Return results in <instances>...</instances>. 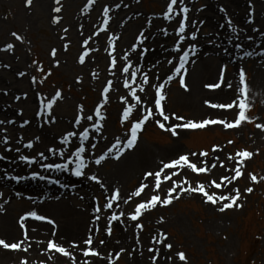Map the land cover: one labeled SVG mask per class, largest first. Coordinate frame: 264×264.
I'll use <instances>...</instances> for the list:
<instances>
[{
  "label": "bare ground",
  "instance_id": "bare-ground-1",
  "mask_svg": "<svg viewBox=\"0 0 264 264\" xmlns=\"http://www.w3.org/2000/svg\"><path fill=\"white\" fill-rule=\"evenodd\" d=\"M83 0H62L63 9L66 6V11L59 13L62 17L61 22L56 24L50 21L53 18L54 0H34L33 8H21L20 16L22 20L26 22V26L30 25H47L48 28L55 31V34H60L65 27L69 29L68 41H71V49L74 55L68 56L63 54L62 41L56 37L53 39V47L58 50V60L66 71H70L72 74L78 75L83 79L84 86H93L96 88V94L98 95V87L102 82L106 81V78L113 80V93L111 94L110 103L114 106L115 110L108 114V122L106 123V132L104 135L108 137V140L100 139V143L97 145L96 152H103L110 146V142L114 141L115 136L122 135L123 129L118 126V118L120 117L121 109L124 107L119 101L118 97L127 92L122 87L123 77L119 70L117 75L112 76L108 69L110 57L108 56L105 48L108 47L110 41L108 37L110 35L120 36L121 39L117 41V58L120 63H124L121 60L122 54H127L132 44L136 43L137 36L140 31L148 28L147 35H150L149 41L146 45H150L155 51H150L143 61V71L151 70L152 73H157L161 77V82L167 78L173 72L174 64L169 65L168 60L176 57L178 54L174 51V45L178 42V38L175 35V28L170 25L167 20L163 18V12L158 14V18L161 22H156L155 18L147 16L137 17L136 6L133 0H97L95 4H92L91 9L88 5L91 0H84L83 7L80 3ZM165 0H154L158 4H163ZM203 4L201 8L194 0H184V3L191 9L189 32H192V23H196L200 28L198 32V40L196 42L185 41V44L197 43L199 51L195 57V63H189V75L187 82L190 85L191 91L185 92L180 86L177 89H170L174 86V82L167 86L166 91L169 94V100L167 102V109L169 111L179 110L185 113H191L197 118L200 117H219L230 116L236 112L235 109L230 112L227 110H213L207 107L206 100L212 102H229L236 94V86L238 82V67H245L250 74V99L252 105L264 104V57L260 55H254L247 57L244 60H240L241 50L236 48V44H243L246 50L253 51L254 53L264 52V0H220L219 3L213 0H200ZM112 6L110 15L112 17V23L109 33H101V36L96 37L94 32L102 26V22L105 17L102 14L103 5ZM119 4V9H116V5ZM219 4L226 8V12L223 14L218 11ZM86 8H84V6ZM62 9V11H63ZM56 16V15H55ZM131 18V19H129ZM231 18L240 33V39H232V43L229 44L228 40L233 37L231 27L227 25V19ZM151 20V27H148V22ZM179 20V17L176 18ZM175 24V21L173 22ZM83 25V34H81L80 26ZM224 25V27H221ZM163 28H167L169 35L165 36L162 32ZM260 29V32L255 31ZM92 35V40L89 43L90 49L99 48V51H93L91 59L86 62L85 65H80L75 60V51L82 48V42ZM251 37V39H248ZM8 42L16 44L14 52L4 53L0 51V63H7L11 65V69L0 70V119L6 121L15 120V124H7L6 126H0V135H2V129L7 127V135L10 137V145H4L0 142V154L8 157L7 160L0 161V192H3V198H0V204H5L6 212L0 213V238H6L9 241L22 239V230L17 224L18 218L29 210H35L39 213L54 217L58 224V230L56 237L52 236L53 226L48 225L42 221H31L29 236L33 241L30 252L25 254L23 252L16 253L0 248V264H19L20 258L28 256L30 264H39L40 261L46 259L44 256H40L37 249L43 250L49 239H57L58 242L64 243L65 246L72 241L80 242V247L84 248L85 245L82 241L86 238V235L91 229L94 235V247L98 244L100 239L106 240V244L100 247L102 255L107 257L109 254L115 256L121 249H126L122 256L128 257L129 252L133 246H136V252H133L126 264H151L149 256L144 251L141 244L130 245L135 242L136 236V222L128 219V210L132 208L134 203H137L138 199L133 198L128 204L123 203V199L119 204H114L113 210L103 209L104 199L107 195L112 194V189L119 187L122 190V197L125 193L130 194L135 190L142 180V175L146 170L156 169L161 159H167L173 157L182 147V140L184 136L188 135L186 131L182 132L181 138L173 137V144L164 150H160L149 145H138L136 150L126 153V156L122 158L121 162L109 161L105 165L96 168L93 167L92 171H97L99 176L106 181L109 185L108 193H104V190L95 182L85 179H75L68 173L57 172H45L39 165H33L31 167L24 165L19 159V153L13 150L12 152H6V147L11 146L13 149L16 147L21 148L23 154L34 156L38 160L40 159L38 153L45 151L46 155H50L47 149L50 146H56L59 142L60 135L66 130L72 128L70 114L72 111L77 110L73 103L66 99L60 103L56 109L58 122L55 125L41 127L43 121L36 117V98L34 96L33 87L30 84V69L26 66L24 45L22 42H16L14 37L8 34L6 38ZM134 40V42L130 43ZM184 47V45H182ZM228 48L229 52L225 53L224 48ZM1 48V47H0ZM78 50V52H79ZM135 53H132L130 59L135 65ZM223 64L228 65V71L225 76V84L232 83L233 88L228 89L224 87L221 90H210L204 87L207 83H214L217 81L221 66ZM95 70L98 73V77L94 78L91 75V70ZM18 70H27L29 76L20 78L17 75ZM139 83V79H137ZM7 91L8 95L3 93ZM27 92L29 99L22 101L19 105L12 103V97L19 95L20 92ZM96 95L97 103L100 101V95ZM144 96V94H141ZM151 92L147 95L149 100V106H151ZM23 107L24 116L18 115L19 109ZM35 111V112H34ZM34 113V115H33ZM91 112L87 111L86 114ZM159 118V117H157ZM25 120H31V124L25 128L19 129L18 124L23 123ZM174 123L176 121H173ZM239 130L243 134L242 128ZM264 134L259 129L253 132V135L259 136ZM40 137V141H36V137ZM20 137L30 139L36 146L34 149H24L23 143L20 142ZM123 138V137H122ZM219 155L221 160L226 165H232V161H227L224 156V152H217L210 154L207 160L211 164L213 157ZM196 160H200V156L195 157ZM50 156L49 161H41L42 163H48L52 161ZM59 159V158H55ZM63 162V161H59ZM247 162V161H246ZM5 171L9 174H23L31 175L33 171H41L43 175L49 177V179H57L60 184L67 185L68 187L62 188L60 184H51L48 181H22L16 183L5 178ZM143 171V173H142ZM169 171V170H168ZM172 171V170H171ZM188 169L181 172L180 176L174 177L175 180L179 177H185ZM227 173L225 169L219 166L211 171V175L215 176L220 173ZM138 182V185L132 186ZM238 185V181L236 182ZM168 183L162 185L161 195L164 193ZM221 191L216 189H210V191ZM19 191L21 196H16L15 193ZM224 191H227L225 189ZM150 190H146L145 196H149ZM32 197L31 200L27 197ZM83 196L84 199H80ZM99 197L100 204L102 206L101 221H99L100 231L95 232L96 224L93 223L94 215L93 208L96 203V198ZM202 196L197 194L188 195L185 194L181 198H194L201 200ZM10 201V203H5ZM43 201V203H41ZM204 202V199H203ZM205 207L210 213L219 212L217 207L211 204L204 203ZM160 207V206H157ZM115 211L117 214L121 211L125 213L124 223L120 224L116 222L114 224L116 234L113 237H108L106 234V217L109 212ZM160 217L153 219L152 224L156 230H152L150 233L151 238L158 235L160 232L158 229H163L164 223L170 224L176 223L181 228L186 227L185 219L182 217H175L173 219L167 218L164 223H160ZM31 225H38V231L32 232ZM158 228V229H157ZM139 233V232H138ZM139 233L141 241H147V235ZM36 240H43L46 243L44 245L36 244ZM134 240V241H133ZM144 242V243H145ZM161 250V259L157 264H174L175 262L166 261L163 258V253L167 250L162 245H158ZM79 261L82 259H88L82 257L79 250H74ZM54 264H70V261L65 257H59L54 260ZM92 264H110L109 261L92 258Z\"/></svg>",
  "mask_w": 264,
  "mask_h": 264
},
{
  "label": "snow or ice",
  "instance_id": "snow-or-ice-1",
  "mask_svg": "<svg viewBox=\"0 0 264 264\" xmlns=\"http://www.w3.org/2000/svg\"><path fill=\"white\" fill-rule=\"evenodd\" d=\"M97 0H91L88 7L91 9L92 4H95ZM140 0H137L139 3ZM26 6L31 8L33 6L34 0H25ZM56 7L53 8V11L57 14L62 12L63 5L62 0H55ZM117 9L120 5L117 4ZM225 11L226 9H221ZM190 12L191 9L184 3V0H168L166 9L163 13V18L168 21L170 25H173L175 28V35L178 38V42L174 45V51L178 55L168 60L169 65L175 64L176 67L173 69L171 75H168L166 79L161 82V77L157 73H152L151 70L143 71V61L144 58L148 55L150 51H155L151 48L150 45H146V42L151 38L150 35H147L148 28L140 31L136 40L137 42L131 46L130 51L127 54H122L121 60L124 63L118 61L116 52H117V41L121 39L120 36L110 35L108 37L110 43L108 47L105 48L108 56L110 57L109 61V72L112 76L117 75V70L120 71L123 77L122 87L127 89V92L119 96L118 99L124 107L121 109L119 124L121 128L124 129L122 135H117L114 138V141L110 142V146L107 147L106 151H103L102 154L97 155V145L100 143V139L108 140V137L104 135L106 132V122L108 120L106 106L110 103L111 94L113 93V80H107L105 86L101 91V100L98 102L95 109L86 114V109L83 104L78 105L77 115L74 119V123L71 129L66 130L60 135L59 142L56 146H50L47 149V152L50 155H46L45 151H40L38 153L39 160L34 156H29L23 154L21 148L16 147L13 149L11 146L6 147V152H15L19 153L18 159L29 167L33 165H39V167L45 172H57V173H70L72 176H75L79 179H87L89 181L95 182L99 185L104 193H108L109 185L104 179H102L97 171H92L93 167L99 168L105 165L107 161L121 162L122 158L126 156V153H130L132 150H136L142 139V133L146 131V125L149 124V121H152L156 126L162 129L164 132L171 133L173 137L181 138V134L187 130H206L210 126L222 125L223 128L239 129L245 124H255V127L261 132H264V122L257 123V120L261 118L259 116L253 117L250 115L252 111V101L250 99V77L248 75L247 69L245 67H238V82L236 86V94L229 102H212L206 100L205 104L207 107L213 110H227L231 111L236 110L234 118L229 121L226 118H205V119H186L184 116L179 115L175 112L169 111L167 109V102L169 100V94L166 91L168 85L172 81L176 80L179 86L185 91L190 92L191 88L187 82L189 75V63H195V60L192 57H195L199 51L197 43L185 44V41L196 42L198 40V32L200 28L196 23H192L191 27L192 32H189V22H190ZM102 14L105 19L102 22V26L99 27L97 31L94 32L96 37L101 36V33H109L110 26L112 23V17L110 15V8L104 6L102 8ZM179 17V20L176 18ZM61 16H55L53 22L59 24L61 22ZM131 19V18H129ZM175 21V24L173 22ZM227 25L231 27L233 37H230L228 43H232V39H240V33L237 29V26L234 24L231 18L227 19ZM151 20L148 22V27H151ZM224 27V25H221ZM81 34H83V25L80 26ZM65 33L69 31L67 27L63 29ZM255 31L260 32V29H255ZM162 32L165 36L169 35L167 28H163ZM11 36L15 38L16 41L23 42L24 37L17 32H11ZM61 39H66V37H61ZM248 39H251L249 37ZM92 40V35H89L87 39L82 42V52L78 57V62L81 65H84L86 61L91 59L93 51L98 52L99 48L90 49L89 43ZM184 45V47H182ZM236 48L241 50L240 60H244L247 57H252L254 55H260L264 57V52L254 53L245 49L243 44H236ZM16 49V44L9 42L5 47L0 48V51L4 53L14 52ZM69 49V44L63 45V50L67 52ZM225 53L229 52V49L226 47L223 49ZM58 50L53 48L50 52L52 59L54 60L53 67L59 68L60 61L56 59ZM132 53H135V65L133 64L130 57ZM29 69H34L35 72L43 74L40 78L36 74H32L29 77L30 84L34 90V96L36 98V117L41 119L43 123L41 127L55 125L58 122V117L56 114V109L59 107L66 97L63 94L61 89L51 95L43 93L37 87L38 85H44L45 82L53 75V71L49 68L45 70L43 64L38 60H33L28 64ZM0 69H11V65L7 63H0ZM228 71V65L223 64L220 69L218 79L214 83H207L204 85L205 88L216 91L221 90L224 87L228 89L233 88L232 83L225 84V76ZM17 75L20 78L29 76L27 70H18ZM91 75L94 78L98 77V73L92 72ZM139 79V83H137ZM82 78H77V83H81ZM151 92V106H149V100L146 98L147 95ZM5 96L8 95L7 91L3 93ZM141 94H144L142 96ZM29 99L28 93L25 92L23 95H16L15 100L17 102ZM18 115L24 116V109L21 107L19 109ZM159 117V118H157ZM173 121H176L175 123ZM15 120L6 121L0 119V126H6L7 124H15ZM31 124V120H25L20 127L25 128ZM8 131L7 127L2 129V135H0V142L4 145H10V137L6 134ZM123 137V138H122ZM37 142L40 141V137L35 138ZM20 142L23 143V137H20ZM235 141L229 140L228 144H234ZM35 144L33 142L24 143L23 147L25 149H34ZM212 153L224 152V148L216 145L211 149ZM259 153L249 151L247 149L237 150L234 154H226L225 159L227 161H233L232 165H226L219 155L213 157L211 164L207 159H203L198 162H193L190 159V156H201L207 158L210 153L208 151H202L199 153L191 154H179L176 157L170 158L167 161L161 159L156 169L146 170L142 175V180L139 186L131 191L130 194L125 193L122 197V190L119 187L112 189V194L105 197L106 203L103 205V209L113 210L114 204H119L123 199L124 204H128L132 201L133 198L138 199L135 204L132 212L127 217L133 222L136 223L135 227L140 231H143L145 228L142 218L146 214L155 210L157 206L160 207H169L174 204L175 201H178L185 194L195 195L199 194L204 199V203L211 204L214 207H217V210L220 213H225L233 209H243L244 208V199H246L245 193L251 195L254 191L253 187H247L244 192L241 191V188L236 184L242 177H245L247 164L246 161H250L255 155ZM50 156L52 159L51 162L42 163L41 161H49ZM55 158H59L58 160ZM8 157L0 154V161L7 160ZM63 161V162H59ZM225 169L230 175H220L217 178L211 179L207 183L198 182L195 186L189 181L186 177L181 180H175L174 177L180 176L181 172L185 169L191 170V172L200 175V174H210L212 170H215L217 167ZM172 170V171H168ZM5 178L14 181L16 183H21L22 181H48L51 184H60V181L57 179H49L48 176L43 175L41 171H33L31 175L23 174H9L5 171ZM248 178L253 184H260L261 181H264V176L258 177L254 173H248ZM171 181V184L164 190L163 196L161 195L162 185L167 184ZM60 187L66 188L67 185L60 184ZM210 189L221 190L210 191ZM227 189V191H224ZM146 190H150V195L145 196ZM3 192H0V198H3ZM16 196H21V193L17 191ZM31 200L32 197H27ZM80 199H84L83 196ZM5 203H10V201H5ZM43 203V201H41ZM102 206L99 201V197L96 198V203L93 208L94 221L96 224L95 232L100 231L99 221H101ZM6 212L5 204H0V213ZM125 213L123 211L118 214L115 211L108 216V222L106 224V234L111 237L113 235V224L119 222L120 224L124 223ZM31 221H42L46 222L48 225L53 226L52 236L56 237L58 224L54 217L39 213L35 210H29L22 214L18 220L17 224L22 230V239L9 241L6 238H0V248L4 250L25 254L30 252L32 248L33 241L29 236L30 222ZM160 223H164V218H160ZM38 225H31V231H38ZM136 239L139 241V233L136 234ZM36 244L44 245L45 241L36 240ZM85 245L84 248L80 247V242L72 241L68 243L67 246L64 243L58 242L57 239H49L46 243V246L43 250L37 249L40 256L46 257L45 260L40 261L39 264H54V260L59 257H65L70 264H78V257L75 254L74 250H79L82 254V257L88 259H82L79 261V264H92V258H99L106 261H109L110 264H116L121 257V255L126 251V249H121L119 253H116L115 256L109 254L107 257L102 255L101 251L98 250L100 247L104 246L107 242L104 239H100L96 247H94V235L92 230H89V233L86 235V238L82 241ZM151 243L153 245H162L167 251L163 253V258L166 261H171L172 256H169L168 253L173 250V243L169 241L168 235L164 232H159L157 236L153 237ZM148 251L153 255L150 257L151 264H157L161 259V250L159 247H149ZM132 252H136V249L133 248ZM175 256H178L179 261L184 262V264H190V258L186 255L184 251H177ZM19 264H30L28 256L20 258Z\"/></svg>",
  "mask_w": 264,
  "mask_h": 264
},
{
  "label": "rangeland",
  "instance_id": "rangeland-1",
  "mask_svg": "<svg viewBox=\"0 0 264 264\" xmlns=\"http://www.w3.org/2000/svg\"><path fill=\"white\" fill-rule=\"evenodd\" d=\"M83 1L80 3V6L82 7L84 5ZM194 1L203 8V4H199L200 0ZM213 1L219 3L220 0ZM166 2L167 1L165 0L163 4H158L154 2V0H140V2L137 3V0H133V3L137 7L136 10L138 11L137 17L147 16L155 18L156 22H160L157 15L164 11ZM25 7H27L25 0H0V47L3 48L9 43L6 38L8 37V34L11 36V32L15 31L22 35L24 37L22 43L24 45L23 53L26 58V66L28 67V64L33 60H38L43 64L46 71L49 68L53 71V75L49 77L44 85L37 86L39 90L51 95L55 93L57 89H61L64 96L67 97L69 102L74 104L76 109L78 105L83 104L86 111L92 112L97 106L96 88L93 86L85 87L83 79L81 83H77V78L80 77L72 74L70 71H66L61 64L58 69L53 67L54 60L52 59L50 52L54 48V38L58 37L63 45L69 44L68 51L65 52L63 50V54H67L66 58L74 55V52L71 49V41H68V39H61V37L68 38V34L62 31L60 34L56 35L55 31L48 28L46 24L44 26L35 24L26 26V22L22 20L20 16L21 8ZM32 8L33 7L29 9L31 10ZM221 9L226 8L219 4L218 11L224 14L225 11H221ZM64 11H66V6ZM50 21L53 22V18H50ZM133 42L134 40L130 43V46ZM78 50L75 51L76 62L79 53ZM58 55L59 53H57L56 59H58ZM30 71V76L36 74L38 78H40L43 75L35 72L34 69H30ZM92 72L97 73V71L93 69L91 70V73ZM248 74H250L249 71ZM103 84L105 83L102 82L98 87V95ZM178 85L177 82V84L170 89H177ZM23 93H25V91L20 92L19 95L22 96ZM22 101L24 100H21L18 105ZM13 102L15 104V97H12V103ZM114 110L115 108L113 105L109 104L106 106L107 114ZM172 112L182 115L186 119L200 120L205 118H197L191 113H185L179 110ZM76 115L77 110L71 112L69 116L71 123H74ZM250 115L253 117L259 116L261 118L256 121L257 123L264 122V104L252 105ZM233 118L234 116H231L228 120L231 121ZM117 121H119V118ZM118 126L121 127L119 122ZM241 128L243 134L239 129L235 131H227L221 126L206 130L187 131L188 135L184 136L182 147L179 148L178 152L173 157H176L179 154L199 153L202 151L212 153L211 149L216 145L224 148V156L229 153L234 154L237 150L242 149L259 153L250 161L246 162L247 168L245 177H242L238 181V186L241 188L242 192H244L247 187L254 188L251 195L245 193L246 199H244V208L229 210L225 213H210L205 207L202 197L201 200L194 198H181L169 207H157L155 211L146 214V216L142 218V222L145 225L144 230L140 231L139 229H136L142 235L148 236L147 241H137L135 236V242H132L130 245H136V243L138 245V243H142L141 245L143 246L144 251L148 253L147 255H150V260V257L153 254L150 253L148 249L149 247H156V245L151 243L153 238L150 236L151 231L153 229L156 230L152 224L153 219L163 217L165 220L167 218L173 219L175 217H182L186 222V227L184 229L172 222L170 224H166L167 222L164 223L162 225L163 229L157 228L160 232H164L168 235L169 241L174 245L173 250L168 253L169 256L173 257L172 261L175 262L174 264H184V262L179 261L178 256L174 255L177 251H184L190 258V264H264V181H261L260 184H253L248 178V173H254L258 177L264 176V134L259 136L253 135V132L256 130L255 124H245ZM229 140H233L235 143L229 145ZM27 142H30V139H25L23 143ZM173 142L174 139L171 133L164 132L153 122H150L146 127V131L142 134V139L139 145H149L164 150L169 148ZM195 157L196 156H190V159L193 160V162H198ZM170 158L164 160L167 161ZM200 159L203 160L207 158L200 156ZM220 175H226V173L221 172ZM185 177L191 181L193 186H195L198 182L207 183L211 179H218L219 175H195L193 172L189 171ZM185 177H180L179 180ZM170 184L171 183H169L167 187ZM136 185H138V182L134 183L132 186ZM132 210L133 206L128 210V216ZM137 231L136 233H138ZM116 232L117 230L113 229V235L111 237H113ZM135 247L136 246H133L131 248L128 257L121 255L120 259L116 261V264H126V261L129 260L130 255L133 253L132 249Z\"/></svg>",
  "mask_w": 264,
  "mask_h": 264
}]
</instances>
